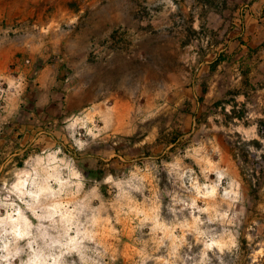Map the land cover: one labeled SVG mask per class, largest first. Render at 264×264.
Wrapping results in <instances>:
<instances>
[{"label":"rangeland","instance_id":"1","mask_svg":"<svg viewBox=\"0 0 264 264\" xmlns=\"http://www.w3.org/2000/svg\"><path fill=\"white\" fill-rule=\"evenodd\" d=\"M252 1H47L84 108L4 124L0 84V264H264V94L227 42Z\"/></svg>","mask_w":264,"mask_h":264},{"label":"crops","instance_id":"2","mask_svg":"<svg viewBox=\"0 0 264 264\" xmlns=\"http://www.w3.org/2000/svg\"><path fill=\"white\" fill-rule=\"evenodd\" d=\"M47 1L42 4L37 0H0V84L19 96L16 102L10 100L4 105V124L6 118L25 106L26 115L47 116L53 123L84 108L81 95L65 79L60 61L52 59L56 41L47 34L53 21ZM228 39V45L242 50L236 60L249 68L245 75L248 86L251 89L256 82L262 88L257 93L264 94V0L252 1L239 28ZM254 51L260 55L256 68ZM232 55L233 51L229 57ZM10 90L2 93L11 94ZM51 108L56 109V115H50ZM44 133L36 127L32 134L37 138Z\"/></svg>","mask_w":264,"mask_h":264}]
</instances>
